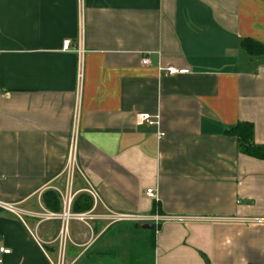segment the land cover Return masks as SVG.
Listing matches in <instances>:
<instances>
[{
	"label": "crops",
	"instance_id": "1",
	"mask_svg": "<svg viewBox=\"0 0 264 264\" xmlns=\"http://www.w3.org/2000/svg\"><path fill=\"white\" fill-rule=\"evenodd\" d=\"M246 39L264 44V0H0V200L18 207L0 208V264L117 248L133 222L48 217L45 191L77 214L89 188L97 214L159 220L154 264H264V159L228 131L252 123L264 145V53Z\"/></svg>",
	"mask_w": 264,
	"mask_h": 264
},
{
	"label": "trees",
	"instance_id": "2",
	"mask_svg": "<svg viewBox=\"0 0 264 264\" xmlns=\"http://www.w3.org/2000/svg\"><path fill=\"white\" fill-rule=\"evenodd\" d=\"M245 49L250 54H262L264 53V44L256 42L252 39H246L243 43ZM229 133L232 135H235L238 138L239 148L240 151L258 158V159H264V145L256 144L254 142V126L252 123L249 122H240L230 130H228ZM43 201L46 205V207L53 211V212H59L61 209V202L59 198V194L57 191L53 189H49L44 192L43 194ZM92 207V198L87 193H82L79 195L78 198L73 202L72 210L75 212L78 211H84L89 210ZM153 224V223H152ZM119 226V225H118ZM127 228V229H126ZM117 229H122L121 226L117 227ZM126 232L130 233L131 240L133 241V236H137L138 239L137 242L139 244L138 247H146L148 244L151 245L152 250L154 251V230H155V224H153V227L150 229H145L140 227V223L133 222L132 225H128L124 229ZM151 230V234L148 235L147 232ZM115 231V229H114ZM119 231V230H118ZM120 234H122L121 230L119 231ZM125 242L126 239L124 238ZM148 240L150 242H148ZM122 243V246L127 248L128 255L131 256L130 258H127V256H124V258L120 259L119 264H147V261L144 260V254L140 253L138 251V247L136 248L137 254L139 255V260L134 259V247H131L130 244ZM130 242V241H129ZM136 242V244H137ZM129 248V249H128ZM117 249V248H116ZM121 250V248H118L116 251ZM115 251V250H113ZM111 254L108 250H102V249H90V251L86 254L84 258V262L82 264H101L98 260L104 258L105 256H109ZM110 261H108L106 264H109Z\"/></svg>",
	"mask_w": 264,
	"mask_h": 264
},
{
	"label": "built area",
	"instance_id": "3",
	"mask_svg": "<svg viewBox=\"0 0 264 264\" xmlns=\"http://www.w3.org/2000/svg\"><path fill=\"white\" fill-rule=\"evenodd\" d=\"M67 42H66V47H67ZM141 62L143 64H147L149 62L148 58H142ZM179 71H183V70H178L177 68L174 67H168L165 69V72L168 74H175ZM138 120L139 122H148L149 124H159V115L157 116H150L149 114H145V113H141L138 114ZM164 133H160V136H163ZM73 149L70 151L69 154V161H68V166H67V170H68V174L70 176V179H72V175H73V171H74V153H73ZM86 192L92 196L93 200H94V205L93 208L90 211L84 212V213H77L74 214L71 212V204L74 198L73 194H68L65 195V203H64V210L61 213H55V212H51L48 217L53 219V218H59L61 219L64 223L68 222L69 219L71 218H76V219H81V220H87V219H91V218H95V219H104V220H108L109 222H138V223H142V222H151L155 225L158 224V219H154L150 216H144V215H138V214H125V213H116L113 212L111 210H108L107 213L105 214H97L95 213L96 207L99 203L98 200V195L96 194V192L89 188L86 189ZM147 194L154 197V198H158L157 194L154 192L153 189H147ZM0 208L11 211V212H18V207L16 204L14 203H7L4 201L0 200ZM21 216V214H20ZM155 221V222H154ZM11 250L6 248V247H0V253L3 254H8L10 253ZM2 258H0V263L2 262Z\"/></svg>",
	"mask_w": 264,
	"mask_h": 264
},
{
	"label": "rangeland",
	"instance_id": "4",
	"mask_svg": "<svg viewBox=\"0 0 264 264\" xmlns=\"http://www.w3.org/2000/svg\"><path fill=\"white\" fill-rule=\"evenodd\" d=\"M129 225V224H128ZM117 226V225H116ZM125 227H127V224H125V223H123L122 225H121V228L122 229H117V227H115L116 228V230H121V232H123L122 234H120V232H119V235L122 237L121 239H111L113 242L112 243H114V244H116V243H118V247H117V249L118 248H121V250H118V251H116V248L115 249H113V250H115V251H113L112 249H111V254H110V256H109V261H110V263L109 264H119L120 262V259L121 258H124V256H127L129 253H128V250H127V248L126 247H124V245L122 246V243H124L125 242V240H124V238L126 239V242L125 243H129L130 244V246L131 247H134V254H135V257H134V259H138L139 260V255L137 254V251H136V248L139 246V244H138V242H137V240L136 239H138V237L137 236H133V241L131 240V235L129 234V237H128V233H126V231H124V229H125ZM127 229V228H126ZM127 234V235H126ZM147 234L148 235H150L151 234V230H149L148 232H147ZM124 235V236H123ZM130 241V242H129ZM136 242H137V244H136ZM148 242H150L149 240H148ZM128 244V245H129ZM139 249H138V251L140 252V253H143L144 254V260H146L147 261V264H154V251L152 250V248H151V245L150 244H148V246H146V247H138ZM129 249V248H128ZM131 257V256H130ZM129 256H127V258H130ZM106 264V263H105Z\"/></svg>",
	"mask_w": 264,
	"mask_h": 264
},
{
	"label": "water",
	"instance_id": "5",
	"mask_svg": "<svg viewBox=\"0 0 264 264\" xmlns=\"http://www.w3.org/2000/svg\"><path fill=\"white\" fill-rule=\"evenodd\" d=\"M140 227L145 228V229H150L153 227V224L150 222H142V223H140Z\"/></svg>",
	"mask_w": 264,
	"mask_h": 264
}]
</instances>
